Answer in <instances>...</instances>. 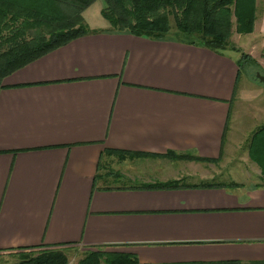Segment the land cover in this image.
Returning <instances> with one entry per match:
<instances>
[{
	"label": "crops",
	"instance_id": "crops-1",
	"mask_svg": "<svg viewBox=\"0 0 264 264\" xmlns=\"http://www.w3.org/2000/svg\"><path fill=\"white\" fill-rule=\"evenodd\" d=\"M259 1L261 21L244 51L255 61L264 50ZM237 60L169 37L104 32L5 78L0 259L102 248L140 264H264V173L249 154L252 136L244 142L258 168L253 182L169 190L112 184L133 178L110 165L171 167L174 160L144 157L168 152L192 157L188 177L199 174L200 183L156 181L212 182L205 167H218L239 143L233 103L246 90Z\"/></svg>",
	"mask_w": 264,
	"mask_h": 264
},
{
	"label": "trees",
	"instance_id": "trees-1",
	"mask_svg": "<svg viewBox=\"0 0 264 264\" xmlns=\"http://www.w3.org/2000/svg\"><path fill=\"white\" fill-rule=\"evenodd\" d=\"M100 11L106 29H90L82 17L95 0H0V88L5 78L67 45L71 41L104 32L127 33L158 40L173 38L215 53L240 54L239 75L257 62L230 42L231 29L238 35L253 33L257 0H102ZM235 23H233V20ZM264 56V50L262 51ZM253 79L257 81L256 77ZM122 154V153H120ZM249 154L264 173V125L252 135ZM168 160H193L189 155H144ZM196 160V159H194ZM205 162H212L206 160ZM213 182L187 186L182 179L138 183L133 189L169 190L209 188ZM77 264H140L136 258L96 248L84 252ZM63 249H44L20 257L18 264H68ZM226 264V263H222Z\"/></svg>",
	"mask_w": 264,
	"mask_h": 264
},
{
	"label": "rangeland",
	"instance_id": "rangeland-1",
	"mask_svg": "<svg viewBox=\"0 0 264 264\" xmlns=\"http://www.w3.org/2000/svg\"><path fill=\"white\" fill-rule=\"evenodd\" d=\"M261 4L262 1L258 0L256 2V25H258L261 21ZM102 8L103 1L95 0V2L83 12L82 17L87 23L88 27L91 26L89 27L90 29H93L95 27L99 28V26L103 25L108 26L107 22L102 18L100 14ZM232 20L233 23H235V20ZM231 32L230 42L235 47L239 46L243 52H247L245 45L250 43V41L254 38L252 39V36H248L249 34L238 35L237 33H235L234 26L231 29ZM227 54L232 57H238V59L240 57V54L232 52L230 50L227 51ZM256 56V62L259 67L258 70L263 72L264 56L262 51L261 54ZM256 71L257 68H255L254 66L245 67V72H247L248 76H250L251 78ZM245 72L241 73L239 81V86L245 85V96L239 97L233 103V115H235L236 118L233 128L236 131L240 130V137L238 136V139H236L239 143H235V145H232L230 147L228 157L226 159H223L218 167H205V170L208 172H205L207 178L206 180L209 179L210 181L218 185L230 186L232 181L246 184L257 180L253 173L255 169L258 170V168L249 161L244 141L264 125V85L255 81H249ZM188 161L192 162V160H178V163L177 161H174V166L171 167H167V162L164 161H145L140 165V167L132 168L130 170H124V168L127 167L110 165L111 171L113 173H115V171H119L120 174H129L127 176H132L129 177L130 179L133 178L132 181H129L127 180V178H125L120 182H113L112 184L131 186L134 184H138L139 182L176 178L178 176L187 177V179H184H186L189 183H200V178L198 177L199 174L197 176L188 177V175L190 174L194 175V173H192V170L188 168L187 163H185ZM201 169L202 167L200 168V171ZM38 252L39 251H36L35 254ZM70 253H67L69 256L68 263L70 264H77V261L85 254L82 252L73 254L72 252ZM19 261V257L4 258L0 259V264H18Z\"/></svg>",
	"mask_w": 264,
	"mask_h": 264
},
{
	"label": "water",
	"instance_id": "water-1",
	"mask_svg": "<svg viewBox=\"0 0 264 264\" xmlns=\"http://www.w3.org/2000/svg\"><path fill=\"white\" fill-rule=\"evenodd\" d=\"M255 77L260 84L264 85V74L256 73Z\"/></svg>",
	"mask_w": 264,
	"mask_h": 264
},
{
	"label": "built area",
	"instance_id": "built-area-1",
	"mask_svg": "<svg viewBox=\"0 0 264 264\" xmlns=\"http://www.w3.org/2000/svg\"><path fill=\"white\" fill-rule=\"evenodd\" d=\"M68 264H70V263H68Z\"/></svg>",
	"mask_w": 264,
	"mask_h": 264
}]
</instances>
